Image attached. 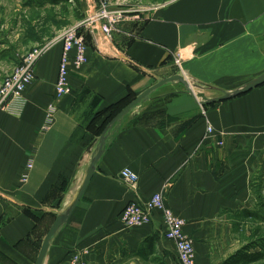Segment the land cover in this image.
Returning a JSON list of instances; mask_svg holds the SVG:
<instances>
[{
	"label": "crops",
	"instance_id": "obj_1",
	"mask_svg": "<svg viewBox=\"0 0 264 264\" xmlns=\"http://www.w3.org/2000/svg\"><path fill=\"white\" fill-rule=\"evenodd\" d=\"M101 1L78 0L80 14L60 27L93 15ZM110 2L113 11L134 12L124 14L112 40L99 25L86 33L87 62L71 72V92L57 95V43L38 61L22 112L0 113V254L14 264L36 263L80 192L105 129L158 79L185 75L217 99L264 74V0ZM49 4L69 7L68 0ZM125 169L139 176L135 190L122 178ZM159 193L186 222L200 264H223L260 237L264 85L207 106L177 84L154 91L111 130L44 264H70L77 251H88L90 264H180L162 234L161 212L132 230L120 222L128 204Z\"/></svg>",
	"mask_w": 264,
	"mask_h": 264
},
{
	"label": "built area",
	"instance_id": "obj_2",
	"mask_svg": "<svg viewBox=\"0 0 264 264\" xmlns=\"http://www.w3.org/2000/svg\"><path fill=\"white\" fill-rule=\"evenodd\" d=\"M100 9L86 20L80 21L60 32L44 49L36 50L21 62L12 76L4 81L0 88V112L9 111L12 114H20L26 104L25 93L28 86L34 81L35 67L46 51L57 43L62 45V53L59 63L56 91L59 97L71 92L70 76L73 70L82 68L87 62L88 41L86 33L97 31V25L101 32L112 40L118 25L122 22L124 14L134 12L133 10L113 11L110 3L101 1ZM181 64L180 57L176 59ZM52 112L49 115L51 119ZM214 132L213 127L207 122L208 138ZM218 145L222 146V143ZM123 180L135 190L139 182V176L131 169H125L121 173ZM161 212L163 225V236L172 241L177 250L180 264H200L197 260L194 240L185 232L186 222L175 216L164 202L162 193L155 194L149 201H134L128 204L120 214V222L125 230L152 223L154 212ZM88 251L74 252L70 264H90L86 260Z\"/></svg>",
	"mask_w": 264,
	"mask_h": 264
},
{
	"label": "rangeland",
	"instance_id": "obj_3",
	"mask_svg": "<svg viewBox=\"0 0 264 264\" xmlns=\"http://www.w3.org/2000/svg\"><path fill=\"white\" fill-rule=\"evenodd\" d=\"M49 1L50 0H0V88L4 81L12 76L13 72L19 67L25 57L34 53L36 50L46 48L53 38L64 31L60 25L64 23V20L67 21L68 15L77 17V15L80 14L79 9L81 10V5L76 0H68L69 7L68 5L54 7L49 4ZM107 1L111 3V0ZM114 1L116 2V0H112V2ZM160 1L165 2L168 0ZM100 4L93 15L99 11ZM109 8L111 9L112 7ZM86 18L82 15L81 19L86 20ZM46 53H44L42 57ZM175 63L177 64L176 60ZM179 76L184 77L188 81L195 95L204 93L199 85L188 80L187 76ZM159 80L163 79H158V81ZM173 84H177L179 88L183 90L186 89L185 86L180 83ZM203 89L208 95V88L203 87ZM259 233L260 237L256 238L253 243L258 245L260 249L264 248V229L261 228ZM0 264L14 263L0 254ZM257 264H264V260Z\"/></svg>",
	"mask_w": 264,
	"mask_h": 264
},
{
	"label": "water",
	"instance_id": "obj_4",
	"mask_svg": "<svg viewBox=\"0 0 264 264\" xmlns=\"http://www.w3.org/2000/svg\"><path fill=\"white\" fill-rule=\"evenodd\" d=\"M169 83H180V84H182L183 86H185L187 92L196 100V102H198V100H200L199 104L201 106H207V105H211V104H214L217 102H222V101H226V100H230V99L239 97L243 94H246V93L260 87V86H263L264 85V74L258 78H255L254 80L250 81L249 83L241 86L240 88H238L237 90H235L233 92H223V95L217 99H209L203 93L196 96L194 93H192L191 88H190V84L188 83V81L184 77L179 76V75H175V76H172L170 78L159 80L157 82V84H155L154 86H152L151 88H149L148 90L143 92L141 95H139L133 102H131L126 108H124L112 120V122L108 125V127L105 129L104 133L102 134V136L99 140L98 149L96 150V152L93 156V159L91 161V165H90L88 172H87V175H86V179H85V181L81 187L80 192L78 193V195L76 196V198L74 199V201L70 205V207L63 214L59 215L57 217V219L55 220L54 224L52 225L48 234L46 235V238L43 242L42 248L39 252V255H38V258H37L35 264H44L48 249L50 247V243L54 239L58 230L68 221L70 215L73 213L78 202L82 198L84 191L86 190L90 180L92 179V176L94 175L96 165L99 162V160L101 159L102 155L104 154V147H105V144H106V142H107V140L111 134V130L116 126V124H118L135 107H137L139 104L147 101L150 98V95L154 91L162 88L163 86H165ZM198 98H200V99H198Z\"/></svg>",
	"mask_w": 264,
	"mask_h": 264
},
{
	"label": "trees",
	"instance_id": "obj_5",
	"mask_svg": "<svg viewBox=\"0 0 264 264\" xmlns=\"http://www.w3.org/2000/svg\"><path fill=\"white\" fill-rule=\"evenodd\" d=\"M51 2H56V0H52ZM257 247L259 246L254 243L247 244L244 247H242L239 251H237L235 254L230 256L227 260H225L223 264H257V263H260L261 261L264 260V248H260L261 250L255 253L251 252L252 249H256Z\"/></svg>",
	"mask_w": 264,
	"mask_h": 264
},
{
	"label": "bare ground",
	"instance_id": "obj_6",
	"mask_svg": "<svg viewBox=\"0 0 264 264\" xmlns=\"http://www.w3.org/2000/svg\"><path fill=\"white\" fill-rule=\"evenodd\" d=\"M198 87V86H197ZM191 91H192V89H191ZM192 93H194L193 91H192ZM199 94H201V93H198L197 95H199ZM204 94V93H203ZM196 95V96H197ZM205 95V94H204ZM206 96V95H205ZM198 99H200V98H198ZM198 102H200V100H198Z\"/></svg>",
	"mask_w": 264,
	"mask_h": 264
}]
</instances>
